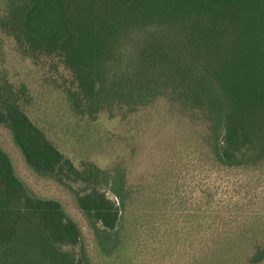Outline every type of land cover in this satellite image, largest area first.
Listing matches in <instances>:
<instances>
[{
    "label": "trees",
    "instance_id": "obj_1",
    "mask_svg": "<svg viewBox=\"0 0 264 264\" xmlns=\"http://www.w3.org/2000/svg\"><path fill=\"white\" fill-rule=\"evenodd\" d=\"M0 30L20 55L56 58L72 70L76 87L66 91L75 115L164 94L207 120L215 160L228 169L254 168L248 184L264 188V0H0ZM152 63L161 69H148ZM33 99L27 85L0 76V125L37 173L90 183L29 115ZM192 160L179 164L183 187ZM112 191L118 200L93 182L77 202L99 252L123 261L125 198ZM207 198L204 191L200 202L210 204ZM194 215L178 217L186 227ZM93 260L79 224L58 200L30 194L0 146V264Z\"/></svg>",
    "mask_w": 264,
    "mask_h": 264
},
{
    "label": "rangeland",
    "instance_id": "obj_2",
    "mask_svg": "<svg viewBox=\"0 0 264 264\" xmlns=\"http://www.w3.org/2000/svg\"><path fill=\"white\" fill-rule=\"evenodd\" d=\"M148 69L161 66L152 63ZM0 76L30 88L29 115L90 179L63 182L37 173L9 128L0 125V146L15 174L30 194L61 202L82 229L91 264H264V188L248 184L256 177L254 168L228 169L215 160L207 144L208 122L199 111L162 94L149 103H110L95 116H77L66 91L76 87L72 70L56 58L20 55L14 38L1 30ZM191 159L183 187L179 164ZM93 182L114 200L112 190L125 198L123 261L99 252L78 205V192ZM234 188L237 195L231 196ZM204 191L210 204L200 202ZM186 210L195 215L185 227L178 216ZM197 212L205 217L197 220Z\"/></svg>",
    "mask_w": 264,
    "mask_h": 264
}]
</instances>
